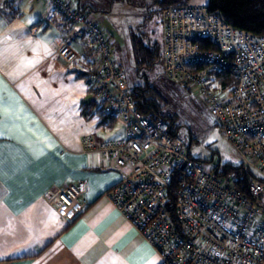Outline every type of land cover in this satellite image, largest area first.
Returning a JSON list of instances; mask_svg holds the SVG:
<instances>
[{"label":"built area","instance_id":"1","mask_svg":"<svg viewBox=\"0 0 264 264\" xmlns=\"http://www.w3.org/2000/svg\"><path fill=\"white\" fill-rule=\"evenodd\" d=\"M46 1L51 18L65 17L91 42L97 57L92 101L123 128L119 138L84 140L88 153L124 171L108 190L109 201L164 264H264V36L232 27L205 6L186 3L159 13L163 77L201 97L244 171L261 175L250 179L246 196L232 176L193 159L166 121L135 109L98 18L70 0ZM74 54L69 44L58 51L66 61ZM85 193L78 181L48 191L47 200L72 220L88 206Z\"/></svg>","mask_w":264,"mask_h":264},{"label":"crops","instance_id":"2","mask_svg":"<svg viewBox=\"0 0 264 264\" xmlns=\"http://www.w3.org/2000/svg\"><path fill=\"white\" fill-rule=\"evenodd\" d=\"M70 1L101 23L103 3L153 5ZM63 44L75 53L68 61L58 57ZM96 64L91 42L65 18H51L46 0H0V264H164L106 196L123 169L85 150L88 136L123 134L120 125L108 131L83 115ZM78 181L88 206L62 218L47 193Z\"/></svg>","mask_w":264,"mask_h":264},{"label":"rangeland","instance_id":"3","mask_svg":"<svg viewBox=\"0 0 264 264\" xmlns=\"http://www.w3.org/2000/svg\"><path fill=\"white\" fill-rule=\"evenodd\" d=\"M102 12L96 15L104 18L101 27L108 34V41L116 64L121 65L128 86L142 82L135 75V67L130 50L132 32L141 36L142 41L158 42L161 45L162 27L160 10L145 3L132 6H118L103 3ZM62 17V16H61ZM150 85L159 93L164 102H159L166 116L175 119L178 136L184 141L189 155L204 166L222 171L224 166L242 167L243 160L234 150L214 118L208 113L203 100L189 91L171 85L163 77L161 63L151 71H143ZM109 137V136H108ZM256 178L261 175L254 169L249 170ZM245 173V172H244ZM247 173V172H246ZM264 204V196L262 198Z\"/></svg>","mask_w":264,"mask_h":264},{"label":"trees","instance_id":"4","mask_svg":"<svg viewBox=\"0 0 264 264\" xmlns=\"http://www.w3.org/2000/svg\"><path fill=\"white\" fill-rule=\"evenodd\" d=\"M151 2L157 10L161 11L170 6L184 5L188 0H151ZM76 5L78 6V4ZM207 8L210 13L221 16L226 23L236 29L247 31L257 36H264V0H209ZM86 14L90 15L89 13ZM65 20L73 25L66 18ZM130 43L132 61L136 70L134 76L138 79H143L142 82L129 86L135 109L149 120L157 121L161 119L166 121L172 134L178 135L179 127L176 126L175 119L166 116L162 111L163 108L159 103L160 101L164 102L162 97L150 85L148 76L140 74L143 71H151L156 67V64L160 63L161 45L158 42L145 43L142 41L141 36L134 32L131 34ZM202 46L205 49H214L206 41L202 42ZM228 79H230L229 76ZM171 85L176 86L174 84ZM82 111L86 118L97 117L99 124L105 130L110 131L115 126L114 118L104 115L99 108H96L93 101L85 105ZM220 173L225 176H232L236 191L242 195H248L247 186L250 179L254 177L249 170L242 171L241 166H224Z\"/></svg>","mask_w":264,"mask_h":264}]
</instances>
